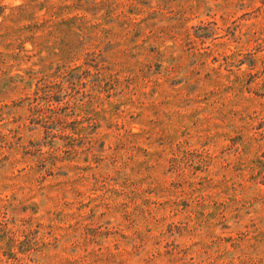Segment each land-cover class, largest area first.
Listing matches in <instances>:
<instances>
[{"label":"rangeland","instance_id":"obj_1","mask_svg":"<svg viewBox=\"0 0 264 264\" xmlns=\"http://www.w3.org/2000/svg\"><path fill=\"white\" fill-rule=\"evenodd\" d=\"M0 264H264V0H0Z\"/></svg>","mask_w":264,"mask_h":264}]
</instances>
